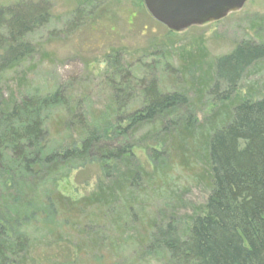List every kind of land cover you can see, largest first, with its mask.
Returning a JSON list of instances; mask_svg holds the SVG:
<instances>
[{"label": "rangeland", "instance_id": "374dc122", "mask_svg": "<svg viewBox=\"0 0 264 264\" xmlns=\"http://www.w3.org/2000/svg\"><path fill=\"white\" fill-rule=\"evenodd\" d=\"M19 2H47L50 20L25 38L34 53L1 78L0 107L61 91L71 104L73 116L85 115L91 122L94 117L102 120L98 131L106 136L101 137L103 142L131 145L130 155L118 161L75 155L58 166L56 173L48 178L45 174L37 186L16 179V188L12 180L6 184L7 180L0 178L5 207L1 215L6 218L19 211L24 217L21 224L27 221L17 227V236L28 237L33 246L27 264H178L171 257V252L176 254L171 249L184 243L190 219L205 208L209 191L202 176L206 166L190 154L179 159L181 154L167 150L162 133L152 132L148 123L125 140L119 128L127 126L128 117L142 110L147 100L137 89L129 92L130 97L128 92H113V82H121V76L127 74L124 72H132L148 84L155 81L163 93L184 91L193 120L186 123L188 111L184 109L179 122L188 125L190 131L197 130L190 139V146H197L200 134L221 129L229 121L233 101L256 102L264 96V58L247 69L229 101L221 102L201 91L200 81L202 75L212 73L217 59L235 48L247 44L264 47V0H250L221 21L182 33L171 32L156 22L143 0H0V8ZM118 68H122L121 75L110 73ZM182 68V75L174 71ZM113 97L126 107L111 117ZM59 111L50 110L51 119L58 118ZM119 118L127 120L116 122ZM71 137L74 134L69 130L60 136H47L46 152H63L73 144ZM5 159L12 163L10 156ZM132 170L139 172V180L118 201V206H132L131 216L118 210L111 219L93 226L90 233L98 240L99 253L78 256L75 248L87 240L89 231L83 239L64 229L56 207L45 204L50 194L77 201L121 182ZM21 191L29 196L36 214H28L29 208L21 206L25 204L14 202L13 196L21 197ZM80 222L90 227L83 216ZM57 230H62V240L51 242L50 235Z\"/></svg>", "mask_w": 264, "mask_h": 264}, {"label": "trees", "instance_id": "16d2710c", "mask_svg": "<svg viewBox=\"0 0 264 264\" xmlns=\"http://www.w3.org/2000/svg\"><path fill=\"white\" fill-rule=\"evenodd\" d=\"M49 20L47 2H19L0 8V83L5 72L34 53L33 46L25 38ZM262 58V46L247 44L235 48L230 54L217 59L212 73L201 76V91L221 102L231 100L247 69ZM183 69L174 71L182 75ZM110 73L119 76L122 68L110 70ZM124 73L127 74L121 76V82H113L111 90L119 94L137 89L147 104L126 119L127 126L119 128L121 136L128 140L137 127L148 123L152 125V132L162 133L167 150L177 156L181 154L179 159L190 154L206 166V173L202 176L209 191L205 208L196 211L190 219L184 243H180L179 248H170L176 253L172 255L171 252L172 259L178 264H264V96L256 102L233 101L229 107V121L221 129H214L208 134L203 132L198 145L190 146V139H194L197 130L190 131L188 125L179 122L181 112L184 109L187 112L191 107L184 91L166 94L155 81L151 80L148 84L132 72ZM118 99H110L111 117L126 107ZM5 104L0 107V178L4 177L6 184L12 180L16 187V179H26L32 186H37L45 174L48 178L56 173L58 166L62 167L75 155L117 161L130 155L131 145L128 142L112 146L102 141L101 137L106 136L103 131H98L102 123L100 118L94 117L91 122L85 115L73 116L71 104L61 91ZM50 110H60L58 118L51 119ZM191 114L187 112V124L193 120ZM126 120L119 118L115 121ZM67 130L74 134V138L71 137L73 144L59 154L47 153V145L44 144L47 136H60ZM75 139L80 146L76 145ZM78 147L81 151L76 149ZM7 155L11 164L5 159ZM171 157L175 159L173 155ZM139 177V172L132 170L121 182L77 201L59 193L50 194L45 204L52 203L56 207L55 212L60 216L64 229L69 233L72 231L78 238L83 236V239L89 231L87 240L75 248L78 256L99 253L98 240L90 233L93 226L98 227L102 221L111 219L118 210L131 216L132 206H118V201L129 186H136ZM1 184L0 179V215L5 210ZM6 184L2 186L6 187ZM15 193L18 192L15 190ZM21 193L19 198L13 196L14 202L25 204L21 206L29 208L26 211L28 214H36L29 196L23 191ZM82 216L90 222V227L80 222ZM21 217L19 211L13 216L0 217V264H27L33 246L28 237L17 236V227L27 224V221L21 224L24 219ZM117 222L113 223L116 227ZM171 229L168 228V231L172 232ZM61 232L57 230L50 235L51 242L62 240ZM56 235L60 238L57 239Z\"/></svg>", "mask_w": 264, "mask_h": 264}, {"label": "water", "instance_id": "95a60500", "mask_svg": "<svg viewBox=\"0 0 264 264\" xmlns=\"http://www.w3.org/2000/svg\"><path fill=\"white\" fill-rule=\"evenodd\" d=\"M250 0H143L148 14L171 32L182 33L225 19Z\"/></svg>", "mask_w": 264, "mask_h": 264}]
</instances>
